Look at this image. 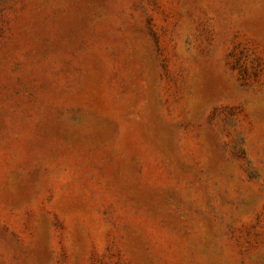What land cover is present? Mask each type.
<instances>
[{
    "label": "rangeland",
    "instance_id": "rangeland-1",
    "mask_svg": "<svg viewBox=\"0 0 264 264\" xmlns=\"http://www.w3.org/2000/svg\"><path fill=\"white\" fill-rule=\"evenodd\" d=\"M0 264H264V0H0Z\"/></svg>",
    "mask_w": 264,
    "mask_h": 264
}]
</instances>
